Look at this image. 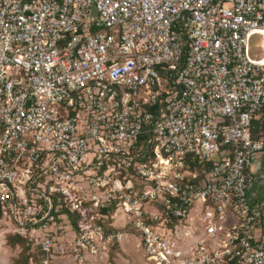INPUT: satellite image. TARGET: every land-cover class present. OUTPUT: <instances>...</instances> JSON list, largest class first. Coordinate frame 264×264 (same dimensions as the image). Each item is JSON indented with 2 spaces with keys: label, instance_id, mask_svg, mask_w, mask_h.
<instances>
[{
  "label": "built area",
  "instance_id": "2783aa9c",
  "mask_svg": "<svg viewBox=\"0 0 264 264\" xmlns=\"http://www.w3.org/2000/svg\"><path fill=\"white\" fill-rule=\"evenodd\" d=\"M256 155L264 0H0V222L32 264L125 233L148 264H264Z\"/></svg>",
  "mask_w": 264,
  "mask_h": 264
},
{
  "label": "rangeland",
  "instance_id": "374dc122",
  "mask_svg": "<svg viewBox=\"0 0 264 264\" xmlns=\"http://www.w3.org/2000/svg\"><path fill=\"white\" fill-rule=\"evenodd\" d=\"M254 159L261 162L257 169H255V165H252L251 170L258 175V187L264 195V155H256ZM118 219L122 221V218ZM121 223L118 221V225ZM10 232L9 224L0 222V264H19L24 256L22 238ZM139 241V237L135 234H122L118 247H110L106 254H99V257H102L96 264H148L143 259L142 249L138 246ZM57 261L56 264H73L65 257ZM27 264H32V260L28 261Z\"/></svg>",
  "mask_w": 264,
  "mask_h": 264
},
{
  "label": "trees",
  "instance_id": "16d2710c",
  "mask_svg": "<svg viewBox=\"0 0 264 264\" xmlns=\"http://www.w3.org/2000/svg\"><path fill=\"white\" fill-rule=\"evenodd\" d=\"M22 242L24 244L23 251H24V256L25 257L23 256V258L21 259V262H20V259H19V262H20L19 264H24V262H25V264H27L28 263V260L30 258L36 259V251L34 250V248L31 245V243L28 242V240H26L25 238H22ZM113 246H116V248H117L118 247V244L115 242L110 247L112 248Z\"/></svg>",
  "mask_w": 264,
  "mask_h": 264
},
{
  "label": "crops",
  "instance_id": "0c3cea01",
  "mask_svg": "<svg viewBox=\"0 0 264 264\" xmlns=\"http://www.w3.org/2000/svg\"><path fill=\"white\" fill-rule=\"evenodd\" d=\"M254 165H255V169H257L260 165H261V162L260 161H255L254 162ZM253 190L254 191H258L259 193H261L262 194V192H261V189L258 187V184L257 185H255L254 187H253ZM102 257V256H101ZM101 257H99V256H95V257H92V258H90L89 259V264H96V262L97 263H99V261L101 260ZM99 259V260H98ZM95 260H97V261H95Z\"/></svg>",
  "mask_w": 264,
  "mask_h": 264
}]
</instances>
